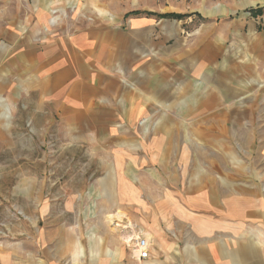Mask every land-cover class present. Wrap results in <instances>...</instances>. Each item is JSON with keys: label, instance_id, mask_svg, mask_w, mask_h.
<instances>
[{"label": "rangeland", "instance_id": "1", "mask_svg": "<svg viewBox=\"0 0 264 264\" xmlns=\"http://www.w3.org/2000/svg\"><path fill=\"white\" fill-rule=\"evenodd\" d=\"M14 1L0 0V9H21L17 22L0 23V259L12 258L14 246L34 247L32 231L47 219L60 227L79 221L84 231L97 210L106 228L127 232L143 205L119 204L134 217L121 227L103 210L104 197L126 187L130 199L173 166L193 184L213 178L228 190L264 192V14L248 12L264 9V0H68L47 8L41 24L42 0ZM131 12L140 14L123 19ZM93 20L128 33L111 44L127 53L114 75L126 68L134 86V121L108 125L105 140L79 130L82 106L69 103L75 113L62 118L59 97H46L41 75L20 63L24 51L42 53L74 33L72 22ZM183 72L190 78L177 80Z\"/></svg>", "mask_w": 264, "mask_h": 264}, {"label": "crops", "instance_id": "2", "mask_svg": "<svg viewBox=\"0 0 264 264\" xmlns=\"http://www.w3.org/2000/svg\"><path fill=\"white\" fill-rule=\"evenodd\" d=\"M42 3L44 8L35 10L37 24L44 21L47 8L62 6L68 0ZM19 8L0 9V23L17 22ZM5 13H12L13 20H7ZM135 21L131 28L138 30L143 21ZM72 23L70 26L76 27L74 33L60 36L42 53L35 48L24 51L20 63L41 75V90L46 97H59L57 105L62 118L75 113L72 104L82 106L74 120L79 130H95V138L105 140L102 135H107L108 125L118 120L133 122L135 118L130 102L134 86L128 82V71L124 68L122 77L114 75V68L124 66L127 53L125 49L117 52L111 48L118 38L126 41L128 33L125 36L123 30L116 31L99 20ZM180 77L190 78L184 72L177 80ZM69 103L72 104L68 106ZM141 105H137L138 109ZM102 145L100 140L99 151ZM171 170L173 173L163 179L143 181L139 192L130 199L126 187H119L120 194L116 196L104 197L103 203L108 207L103 210L113 211L109 217L121 227L124 219L133 221L134 217L126 207L118 205L127 204L128 200L143 205L137 226L132 225L127 232L106 228L105 217L96 219L97 210L91 213V228L84 231L79 221L60 227L53 219H47L42 231H32L34 247L22 252L21 245L14 246L15 255L4 256L0 264H264V192L257 186L252 190H228L213 178L193 184L174 166ZM148 205H155V209ZM121 233H137L145 239L148 258L138 260L124 246Z\"/></svg>", "mask_w": 264, "mask_h": 264}, {"label": "built area", "instance_id": "3", "mask_svg": "<svg viewBox=\"0 0 264 264\" xmlns=\"http://www.w3.org/2000/svg\"><path fill=\"white\" fill-rule=\"evenodd\" d=\"M123 244L136 254L138 260L147 259L149 255V245L139 234L126 235Z\"/></svg>", "mask_w": 264, "mask_h": 264}, {"label": "trees", "instance_id": "4", "mask_svg": "<svg viewBox=\"0 0 264 264\" xmlns=\"http://www.w3.org/2000/svg\"><path fill=\"white\" fill-rule=\"evenodd\" d=\"M248 12L250 13V15L252 17H258V16H262L264 14V9L263 8H256V9H250L248 10ZM140 14L139 12H131L126 14V17H129L130 15H137ZM160 18H166V19H173V20H181L184 15H177V14H163V15H159Z\"/></svg>", "mask_w": 264, "mask_h": 264}, {"label": "bare ground", "instance_id": "5", "mask_svg": "<svg viewBox=\"0 0 264 264\" xmlns=\"http://www.w3.org/2000/svg\"><path fill=\"white\" fill-rule=\"evenodd\" d=\"M116 221V220H115ZM120 221V220H119ZM118 227V226H117Z\"/></svg>", "mask_w": 264, "mask_h": 264}]
</instances>
